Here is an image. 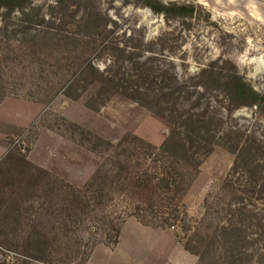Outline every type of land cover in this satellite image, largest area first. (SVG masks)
<instances>
[{"label": "rangeland", "instance_id": "1", "mask_svg": "<svg viewBox=\"0 0 264 264\" xmlns=\"http://www.w3.org/2000/svg\"><path fill=\"white\" fill-rule=\"evenodd\" d=\"M30 1L9 17L0 9V264H42L26 253V235L34 218L44 222V232L56 237L48 264H67L80 241L95 245L88 264H197L198 257L185 250L177 228L133 214L136 205L159 200L154 185L166 176L179 179L177 200L196 226L206 215H215L217 192L234 160L220 136L230 130L258 133L264 128V106L239 107L229 115L226 87L220 80L236 73L264 95V0H161L195 4L198 11L185 21L167 20L135 0H68L69 8L79 10L70 19L64 17L65 26H60L64 21L60 9L65 7L57 0ZM90 4L111 18L109 32L96 38L94 30L80 38L84 32L75 24L82 8H91ZM50 17L56 20L53 26ZM42 18L39 25L31 22ZM25 24L30 27L23 28ZM15 29L27 33L25 42L18 41L22 34ZM71 40L80 42L78 50L88 43L85 55L100 69L112 63V47L119 46L134 50V62L152 56L153 68L176 74L183 90L193 91L191 96L203 92L197 104L182 91L181 104L193 112L221 115V123L213 128L217 141L212 151L199 159L197 167H189L162 151L172 125L145 106L119 93L108 94L107 89L99 93L100 86L90 78L72 86L69 94V84L80 71L79 53L66 49ZM120 56L121 79L133 74V60L127 53ZM209 66L214 76L206 88L199 77ZM111 168L117 182L107 183L116 191L109 196L103 192L102 206L82 221L61 223L57 216L54 222L47 221L40 208L43 199L30 193L33 182L44 178L42 170L69 185L70 191L81 189L83 196H91L93 187L87 184ZM106 215L116 225L106 224ZM118 227V243L112 245Z\"/></svg>", "mask_w": 264, "mask_h": 264}, {"label": "trees", "instance_id": "2", "mask_svg": "<svg viewBox=\"0 0 264 264\" xmlns=\"http://www.w3.org/2000/svg\"><path fill=\"white\" fill-rule=\"evenodd\" d=\"M77 1L82 2V0ZM30 2V0H0V9H4V15L9 17L16 9L23 10V7ZM135 2L149 7L153 12L163 14L167 20L177 18L185 21L187 18H193L198 11L193 3H164L161 0H135ZM57 3L65 7L60 9L64 21L63 24H59L65 26L64 17L70 19L75 16L79 8H69L71 4L68 0H57ZM92 3L95 4L96 1ZM86 5L87 3L84 2V6ZM90 7L82 8L80 22L75 24L80 32H84L79 34L80 38L91 36L94 30L93 37L96 38L109 32L107 23L112 21L111 18L106 13L102 14L99 8H93L95 5L90 4ZM43 20L44 18L37 20V23L33 19L30 21L39 25ZM47 20L50 26L55 25V19L50 17ZM7 27L5 25L4 30ZM27 27L30 25H23V28ZM19 32L22 35L18 36V41L25 42L24 37L27 33L24 30ZM35 38L39 39L38 36ZM73 40L69 43L67 41L66 49L72 48L74 53H79L76 71H80L77 78L69 84V94L72 86L90 78L100 86L99 93L107 89L108 94L119 93L145 106L172 125L170 133L161 143L162 151L168 153L171 158L183 161L189 167H197L199 159L212 151L213 143L217 141L213 128L221 123V115L215 111L193 112L185 104H181L184 96L199 104L204 97L203 92L196 91L197 95L191 96L193 91L183 90L184 86L179 82L176 74L153 68L150 61L152 56L146 57L142 62L139 60L134 62L132 58L135 54L134 50H123L119 46L112 47L114 49L112 63L100 69L85 55L90 45L82 44L81 49L78 50L77 46L80 42L76 45ZM94 44L93 41L92 45ZM103 47L109 48L106 45ZM123 53L131 55L133 74H127L125 78L122 76L120 79L117 75L121 70L120 55ZM200 75V82L208 88V80L214 76L213 67L204 68ZM220 80L226 87L230 116L233 110L239 107L264 106V95L242 80L238 74H228ZM182 91L184 96L181 94ZM220 140L234 154V160L229 176L224 178L217 192L215 215L213 213L209 217L206 215L196 226V220L188 214L185 205L177 200L181 189L179 179L171 180L166 176L157 178L154 185L160 191L159 200L150 199L144 207L140 204L136 205V212L133 215L137 218L144 215L156 225L177 228L185 250L198 257L197 264H264V128L258 133L256 130L248 133L241 132L240 129L230 130L224 137L220 136ZM40 173L44 174V178L41 177L42 180L33 182L30 193L32 197L38 195V198L43 199L40 208L43 211V218L47 221L49 219L54 222L55 216L58 217L57 220L61 217V223L75 221V218L82 221L86 214L102 206L103 192L109 196L116 191L115 188L108 187L107 183L109 179L113 182L116 179L114 168L106 171L104 176L97 174L91 179L87 184L88 187H93L92 195L87 196L89 198L83 196L81 189L70 191L67 189L69 185H63L54 175L42 170ZM142 186L145 187V184ZM221 199H226L222 206L219 204ZM89 202H91L90 206ZM104 219L111 227L116 225L110 215H106ZM204 222L208 224L206 228ZM30 227L26 235L28 258L38 259L42 264L50 263L51 260L48 258L52 255L50 245L55 243L56 237L51 238L44 232L46 228L44 222H38V218L31 220ZM119 233L118 227L110 242L112 245L118 243ZM94 246L89 242L81 244L80 241L74 247V255L66 263L85 264ZM73 257H78L79 262H74Z\"/></svg>", "mask_w": 264, "mask_h": 264}, {"label": "crops", "instance_id": "3", "mask_svg": "<svg viewBox=\"0 0 264 264\" xmlns=\"http://www.w3.org/2000/svg\"><path fill=\"white\" fill-rule=\"evenodd\" d=\"M127 222H128V221L125 222V224H124V226H123V229L126 228V226H127ZM88 263H89V260L87 261L86 264H88Z\"/></svg>", "mask_w": 264, "mask_h": 264}]
</instances>
